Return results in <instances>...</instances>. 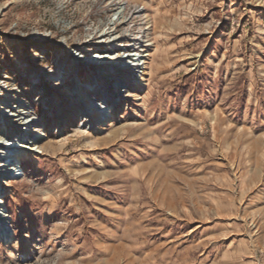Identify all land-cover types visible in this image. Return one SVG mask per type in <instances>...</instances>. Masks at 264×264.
<instances>
[{
  "label": "rangeland",
  "instance_id": "374dc122",
  "mask_svg": "<svg viewBox=\"0 0 264 264\" xmlns=\"http://www.w3.org/2000/svg\"><path fill=\"white\" fill-rule=\"evenodd\" d=\"M117 1L0 0V99L29 119L76 107L72 51L145 55L114 109L0 179V264H264V0H130L125 23Z\"/></svg>",
  "mask_w": 264,
  "mask_h": 264
},
{
  "label": "built area",
  "instance_id": "2783aa9c",
  "mask_svg": "<svg viewBox=\"0 0 264 264\" xmlns=\"http://www.w3.org/2000/svg\"><path fill=\"white\" fill-rule=\"evenodd\" d=\"M78 49V48H75ZM130 52V53H129ZM128 53L130 54L129 57H126V60H123L121 58L117 57V60L115 62H113L114 64H118L121 63V66L126 63L128 66L127 68L129 69V73H124L122 74L120 71L114 70V67L116 66H109L110 64H108L107 62L105 63H100V64H96L93 62V60H84V57L79 54H77L74 51H72L69 55V58L66 61H63L62 59H59L56 63V65L54 66V69H56V74L54 75H61L62 78L64 79V76L67 75V71L69 70V73H73L71 74V78H73L72 84L73 87H75L73 89V91L70 95L72 98V101L75 103L76 101V107L72 108V112H70V114H67L69 117H67L66 115L64 117H59V118H48L47 116L45 118L40 117L32 120L34 122H31V126L24 128L23 131H20V133H16L15 132V136L14 137H18V140H20L23 144H17L15 142L10 143L9 141H11V138L9 139L8 143V148L12 147L13 145L15 147H12L10 150V155L13 156L15 155L17 152L15 151H20L23 150L24 148L22 147V145H31L33 143H35V140H37L38 142L42 143V140L44 138H46L50 133L54 132L56 133H62L65 131V128L69 125V123H71V121L69 120L71 118L72 115H74L73 117V121L72 123H79L76 126H72L70 129H72L73 127H83L84 130L86 129V125L87 123H92L94 120H98L101 119L103 117V115L105 113H103V111H105L107 108H115V106L118 104V97H120L122 88L124 83H127V79L132 80L133 78L135 79V70L139 69L138 66H135V62L132 61V59L130 58H134L137 59L136 62H138V59L140 58V56L137 54H135V51H129ZM83 53V52H82ZM127 53V54H128ZM73 55L77 56H73V58L71 57ZM126 54V55H127ZM44 58V55L40 56V59L42 60ZM109 66L107 67L106 66ZM85 66H87L88 68H86ZM125 66V65H124ZM125 66V67H126ZM141 66V65H140ZM123 67V66H122ZM142 67V66H141ZM52 68V67H50ZM84 69V70H83ZM95 71H93V70ZM141 69V68H140ZM83 70V71H82ZM49 70H39V74L41 73V76L43 77L44 75H49L51 72H48ZM107 71V72H105ZM82 72V73H79ZM88 72L90 73V75L88 76ZM43 73V75H42ZM83 73L86 75V77H83ZM143 73V72H142ZM47 75V76H48ZM120 77L122 79V81L117 80L116 77ZM124 75L127 76L124 77ZM40 76V80L42 79V77ZM37 78V75L35 76ZM80 77L83 78V81L79 80ZM126 79V80H124ZM118 81V82H117ZM105 85L107 88H114L117 89V91L115 92V96H110L109 99H104V98H100L98 96V93H100L99 91H95V87L96 85L101 86L100 84ZM97 83V84H96ZM39 84H37L36 86H38ZM85 86V88H83ZM40 87V85L38 86V88ZM41 88V87H40ZM86 91V92H84ZM44 95V96H42ZM47 94H45L44 92H40L39 94V99H42L44 97H46ZM73 96V97H72ZM38 99V100H39ZM0 104H4L3 107L5 108V110L0 111V123H2L3 125L8 124L9 125V130L12 129V127L10 126L11 124H15V122L13 121L14 118L12 117V109H16V107H14V105L16 104L15 102L18 100H23L22 95L18 96V97H13L10 94L6 95L5 99H0ZM46 100V99H45ZM85 105H93L95 107L96 111V116L93 117L92 119V115H90V111H83L81 109V107ZM28 106V105H27ZM81 106V107H80ZM90 108V107H89ZM30 116L33 113L32 108H30ZM76 114V115H75ZM77 114L80 116V118L77 116ZM110 114V113H109ZM60 118H63V120H61ZM56 119L59 120V124L56 125ZM86 120V122L83 121ZM78 120V122H77ZM38 122V123H37ZM64 123V124H63ZM54 125H56L55 128ZM92 125V124H91ZM93 126V125H92ZM67 129V128H66ZM69 129V131L71 132V130ZM22 130V129H21ZM45 136H42V135ZM22 137H21V136ZM40 135V136H39ZM22 138V139H21ZM13 141V140H12ZM36 146H38V144H36ZM6 150V149H5ZM5 155V152H3L2 156ZM14 163V164H13ZM12 164L10 162H7L8 167H14L16 166L15 170H13V174H18V177L20 175H25L23 174L24 172V167L22 165V163H16V161H14ZM16 163V164H15ZM17 177V179H18Z\"/></svg>",
  "mask_w": 264,
  "mask_h": 264
},
{
  "label": "bare ground",
  "instance_id": "6f19581e",
  "mask_svg": "<svg viewBox=\"0 0 264 264\" xmlns=\"http://www.w3.org/2000/svg\"><path fill=\"white\" fill-rule=\"evenodd\" d=\"M129 2H130V0L117 1V3L119 4L118 11H116L117 12V20H121L123 23L127 22L126 18L129 17V15H127ZM114 24L116 25V22ZM37 39L43 41V40H45L47 38L42 37V36H38ZM131 41H135V40H131ZM116 46H120L121 47L120 44L119 45L117 44ZM138 55L140 56L139 60L141 58L143 59V57H145V55H140V53H138ZM73 56H75V55L72 54L71 57L73 58ZM125 56L129 57L130 54L125 55ZM125 56H123V60H126ZM75 57H77V56H75ZM130 59H132V61L135 62V66L137 65L138 68L141 67L140 63L136 62L137 59H134V58H130ZM116 60H117V57L115 56V57H111L106 62L108 64H110L109 66H116V67H114V70L120 71L122 74H124L125 72L129 73V69L127 68L128 66H126L127 64L124 63L122 65L123 66L122 67L121 63H118V64H114L113 63ZM144 62L145 61H143V64H144ZM106 66H107V64H106ZM109 66H107V67H109ZM105 72H107V71H105ZM79 73H82V72H79ZM100 85L101 86L96 85V87L94 89L95 91L97 90V91L100 92V93H98V96L100 98L109 99L110 96H115L116 95L115 92L117 91V89H114L112 87L111 88H107L105 85H102V84H100ZM73 92H75V91H73ZM131 95L135 96V94H133V93L130 94V96ZM42 96H44V95H42ZM1 102H3V101H1ZM15 103L16 104L14 105V107H16V109L14 108V109L11 110L13 112L12 113V117L14 118L13 121L15 122L14 126H13V124L10 125L12 127V129L9 130L10 127H9L8 124H6V126H5V124L3 125L2 123H0V152H5L4 156H2V154L0 153V179H4V183H6V184H8V179L4 178L3 176H7V175L13 174L14 173L13 170H15V168H16V166L8 167L7 162H10L12 164L14 161H16V163H22L23 167L25 168V162L27 160H29V158L37 157L36 153H42V152H44V150L48 149V144L46 142L45 143H43V142L40 143L37 140H35V143L31 144L30 146L29 145H22V147L24 148L23 150L15 151L17 153L15 155H13V156L10 155V150H12L13 149L12 147H15V146L13 145L12 147L8 148V143L7 142L9 141V138H12L13 136H15L14 135L15 132L16 133H20L19 130L23 131L24 128L30 127L31 126L30 125L31 122H34V121H32V119L28 118L29 115H30V110H29V107L27 106V104L23 103V100H20V101L18 100V102L16 101ZM3 105L4 104H2V103L0 104V111L5 110ZM81 109L83 111H85V110L86 111H90V115H92L91 116L92 119H93L94 116L98 115V114H96L97 110L95 109V107L93 105H88V106L83 105L81 107ZM0 116H1V114H0ZM66 116L69 117L67 114H66ZM104 116H105V114H104ZM74 119H75V117H74ZM69 120L72 122L73 121V117L70 118ZM83 121L86 122V120H84V119H83ZM98 129L101 131L104 128H98ZM70 130L72 132H78L79 134H83L84 133V128L83 127L82 128L81 127H73ZM42 136H45V135L43 134ZM36 144H38V146H36ZM25 173L26 172L24 170L23 174H25ZM5 180H7V181L5 182ZM13 180H18V179L17 178H13ZM2 193H3V191L0 188V197L2 196ZM0 204H1V201H0ZM10 216L11 215L9 214L7 208H5L2 205H0V239L1 240H7L8 241V240H10V239H12L14 237V231L11 232L10 231L11 229L9 230L7 228V225L5 224L6 222L5 223L3 222L4 220L10 218Z\"/></svg>",
  "mask_w": 264,
  "mask_h": 264
}]
</instances>
